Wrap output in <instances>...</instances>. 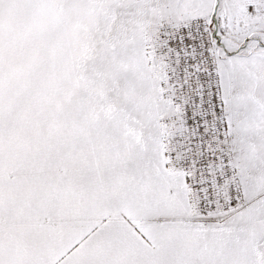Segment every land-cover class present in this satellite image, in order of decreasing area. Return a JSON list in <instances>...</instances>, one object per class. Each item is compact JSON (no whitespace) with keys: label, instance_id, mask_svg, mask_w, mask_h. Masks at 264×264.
<instances>
[{"label":"snow or ice","instance_id":"snow-or-ice-1","mask_svg":"<svg viewBox=\"0 0 264 264\" xmlns=\"http://www.w3.org/2000/svg\"><path fill=\"white\" fill-rule=\"evenodd\" d=\"M0 264H264V0H0Z\"/></svg>","mask_w":264,"mask_h":264}]
</instances>
